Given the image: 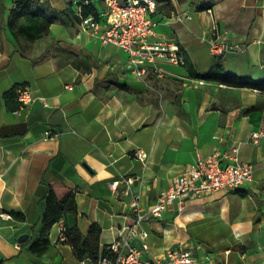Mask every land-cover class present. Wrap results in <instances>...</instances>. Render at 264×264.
<instances>
[{"label":"crops","instance_id":"0c3cea01","mask_svg":"<svg viewBox=\"0 0 264 264\" xmlns=\"http://www.w3.org/2000/svg\"><path fill=\"white\" fill-rule=\"evenodd\" d=\"M15 1H4L5 21ZM39 1L65 12L66 23H52L34 41L0 27V264H83L60 240L58 222L44 254L29 248L40 234L49 184L76 190L78 213L69 222L83 236L100 226L102 255L115 241L127 248L134 194L150 208L187 165L214 152L226 164H252L253 181L192 198L182 211L175 203L163 218L143 223L150 247L141 257L190 249L194 264H264V91L198 77L227 71L264 79V0H158L157 33L178 42L188 58L185 67L167 66L163 78L134 76L123 49L83 30V0ZM88 8L99 14L105 0ZM182 13L192 18L178 19ZM214 25L241 48L214 56ZM19 86L33 97L24 106L17 91L6 98ZM49 129L56 136L45 139ZM138 148L149 153L146 163L135 156Z\"/></svg>","mask_w":264,"mask_h":264},{"label":"built area","instance_id":"2783aa9c","mask_svg":"<svg viewBox=\"0 0 264 264\" xmlns=\"http://www.w3.org/2000/svg\"><path fill=\"white\" fill-rule=\"evenodd\" d=\"M158 0H105V9L99 14L80 15L79 25L83 30L90 31L105 44H115L128 55V64L131 73L144 78L148 73L157 77L169 74L167 66L185 67L188 62L187 54L175 40L161 36L156 31V21L152 13L157 10ZM91 0H83L82 4H90ZM102 17L106 21H102ZM192 18L182 13L178 19ZM210 50L214 56H223L241 48L240 44L231 42L220 32L217 25L213 26L210 38ZM199 84L205 80L199 79ZM18 100L22 106L33 100L25 86L17 88ZM56 136L52 130L45 132V139ZM259 133H254V141H258ZM236 151V150H235ZM135 156L146 163L149 153L143 149L135 150ZM226 156L214 152L207 156H198L187 165L182 173L177 175L172 185L163 190L157 200L148 209L141 205V193L133 195L131 203L135 215L133 226H127L125 244L123 248L118 241L108 247V253L102 256L98 264H194L195 257L190 249H168L164 258L142 259L143 252L149 250L146 238L149 232L142 228L143 223L150 219L163 218L165 212L175 203L179 211L184 210L186 202L192 198L201 197L216 190H239L246 182L253 181L254 167L250 163H225ZM128 184L132 178L126 179ZM118 181L112 182L111 187L116 189ZM60 240L65 239V222L58 221ZM139 238L140 246H130L129 239ZM88 264V261H83Z\"/></svg>","mask_w":264,"mask_h":264},{"label":"trees","instance_id":"16d2710c","mask_svg":"<svg viewBox=\"0 0 264 264\" xmlns=\"http://www.w3.org/2000/svg\"><path fill=\"white\" fill-rule=\"evenodd\" d=\"M5 0H0V27H8L16 40L34 41L47 35L50 25L54 22L66 23V13L57 12L48 2L39 0H16L15 6L10 9L8 19L5 21ZM91 4V3H90ZM90 4L85 5L83 15H89ZM80 19V18H79ZM198 77L217 81L233 87H247L264 91V79L258 80L252 77H240L227 71L211 72ZM17 89L6 94V98H17ZM78 213L76 190L66 186L62 182H54L48 185L45 197V209L41 217V230L39 237L30 244V250L41 256L50 245L49 232L52 226L59 220L65 222V239L62 242L72 245L76 255L89 264H98L99 259L109 251L100 254L101 227L94 224L88 235L83 236L76 223H70V217Z\"/></svg>","mask_w":264,"mask_h":264},{"label":"water","instance_id":"95a60500","mask_svg":"<svg viewBox=\"0 0 264 264\" xmlns=\"http://www.w3.org/2000/svg\"><path fill=\"white\" fill-rule=\"evenodd\" d=\"M28 238V234H22L19 238L20 241H26V239Z\"/></svg>","mask_w":264,"mask_h":264}]
</instances>
